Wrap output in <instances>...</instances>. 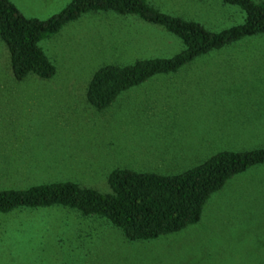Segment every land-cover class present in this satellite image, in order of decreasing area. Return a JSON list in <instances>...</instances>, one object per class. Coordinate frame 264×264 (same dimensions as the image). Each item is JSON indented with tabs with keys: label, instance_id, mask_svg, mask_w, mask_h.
I'll return each instance as SVG.
<instances>
[{
	"label": "rangeland",
	"instance_id": "374dc122",
	"mask_svg": "<svg viewBox=\"0 0 264 264\" xmlns=\"http://www.w3.org/2000/svg\"><path fill=\"white\" fill-rule=\"evenodd\" d=\"M11 1L45 18L68 0ZM149 1L213 30L244 15L222 0ZM248 36L155 73L101 109L85 99L98 66L169 56L180 39L135 14L87 11L38 40L54 73L20 80L0 39V188L69 179L107 191L114 167L173 173L218 150L263 146L264 31ZM0 264H264V162L228 177L198 220L149 239L127 240L64 206L0 212Z\"/></svg>",
	"mask_w": 264,
	"mask_h": 264
},
{
	"label": "trees",
	"instance_id": "16d2710c",
	"mask_svg": "<svg viewBox=\"0 0 264 264\" xmlns=\"http://www.w3.org/2000/svg\"><path fill=\"white\" fill-rule=\"evenodd\" d=\"M236 4L243 20L209 29L197 20L160 10L149 0H68L45 18L24 15L11 0H0V39L8 51L15 80L28 73L49 77L55 65L38 40L58 31L87 11L135 14L177 36L182 47L169 56L138 58L130 63H103L92 73L85 99L96 109L107 106L123 89L155 73L174 72L195 56L264 31V0H222ZM264 162V145L246 150H218L173 173L114 167L106 176L109 190L60 179L0 188V212L51 205L75 209L81 216L101 217L127 240H143L195 222L209 194L232 174Z\"/></svg>",
	"mask_w": 264,
	"mask_h": 264
},
{
	"label": "crops",
	"instance_id": "0c3cea01",
	"mask_svg": "<svg viewBox=\"0 0 264 264\" xmlns=\"http://www.w3.org/2000/svg\"><path fill=\"white\" fill-rule=\"evenodd\" d=\"M248 37H249V36H244L243 38H244V39H249ZM236 41H237V40H236ZM236 41L231 42V43H235ZM229 44H230V43H229ZM250 53H252V52H250ZM237 70H238V71H242L243 68H238Z\"/></svg>",
	"mask_w": 264,
	"mask_h": 264
}]
</instances>
